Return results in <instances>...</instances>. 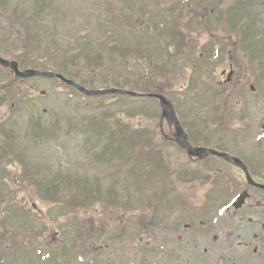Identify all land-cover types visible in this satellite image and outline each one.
<instances>
[{"label":"rangeland","instance_id":"obj_1","mask_svg":"<svg viewBox=\"0 0 264 264\" xmlns=\"http://www.w3.org/2000/svg\"><path fill=\"white\" fill-rule=\"evenodd\" d=\"M46 2L50 14L24 31L31 0H0V56L20 70H60L89 90L160 92L192 146L229 150L264 124V0ZM160 113L154 99L86 97L0 68V202L14 234L0 239L6 262L45 264L64 246L97 264H251L255 242L216 209L236 185L228 173L201 184L158 135Z\"/></svg>","mask_w":264,"mask_h":264},{"label":"flooded vegetation","instance_id":"obj_2","mask_svg":"<svg viewBox=\"0 0 264 264\" xmlns=\"http://www.w3.org/2000/svg\"><path fill=\"white\" fill-rule=\"evenodd\" d=\"M228 68L229 74H227L229 76L225 75V72L221 73L224 76L225 83L229 82L231 76L234 74L231 66ZM223 86L227 85L224 84ZM250 129L248 128L244 135L248 137L244 145H240L235 141L233 148L229 150L213 149L218 154H225L226 156L215 155L206 150L201 152L197 157H189L184 149H179L178 151L185 155L188 166L192 168L191 171L199 174L198 179H200L201 184L208 183L211 185L214 179L218 178V174H229L230 181L236 185V194H234V191H229L225 196L221 197L224 201L223 205H221L225 209L223 215L225 219L230 221L232 227L236 228L240 236H243V234L249 235L251 240L255 242L251 253L249 251V260L252 256L251 264H264V124H260L256 128L259 130L258 132H250ZM166 131L168 135H163V139L175 143L174 129L171 124L166 123ZM177 140L182 142V139ZM244 171L248 174L253 184L247 183ZM242 194L245 195L240 207H232L233 202ZM210 199H212V202L215 200V198ZM225 203L226 205L224 206ZM208 206L209 203L207 202V204L199 208L206 210ZM220 207L218 204L216 209ZM190 209L193 212L192 214L197 217V213L199 212L197 210L199 209L196 206L190 207ZM217 224L218 220L215 225ZM210 225L206 221L202 224V227L207 228L205 233L210 230ZM211 242H218V236H211ZM205 243L207 244V242ZM228 248H225V253L229 251ZM204 253H207L206 248L204 249Z\"/></svg>","mask_w":264,"mask_h":264},{"label":"trees","instance_id":"obj_3","mask_svg":"<svg viewBox=\"0 0 264 264\" xmlns=\"http://www.w3.org/2000/svg\"><path fill=\"white\" fill-rule=\"evenodd\" d=\"M50 11H51V5L48 4L46 2V0H31L29 12L25 15L26 19L22 18L21 21L17 22V23L20 24L19 25L20 29L23 28V30L25 31V30H27L29 25H32L29 22V20L34 21L35 19L46 17L45 15H49ZM83 41H85V40H83ZM124 51H126V50H124ZM97 60H98V58H97ZM59 72H60V70H59ZM1 148H2L3 152L6 151L3 146H1ZM89 199L90 198H88V194L85 195L83 201L80 202L81 203L80 205H83V203L88 204ZM91 199H93L92 196H91ZM1 208H2V206H1V202H0V215L2 214L1 215L2 217H0V230H1L0 239L2 240L3 238H5L7 240H10L14 237V234L7 233L5 231L6 229L3 225L4 224L3 223L4 222L3 211H4L5 207L3 208V211H1ZM3 244L1 246L3 250H2L1 255H0V264H8L5 260V258L2 257L3 251H5V248H7L8 246L6 244H4V245ZM22 245H18L19 249L25 248L28 251V255H30V252L32 250L36 251V249H37V248L34 249V247H31L32 244L31 245H23L24 247ZM66 248L67 247L62 246L60 248V250H55V251L51 252V254L50 253L47 254L45 264H97V263H94L93 260H91L89 262H82L83 259L81 256H85V254L76 253L75 255L74 254L70 255L71 250L66 249ZM149 253H150L149 250H148V252H146V250H145L144 253L143 252L142 253L136 252V257H137V255H139L141 258L145 259ZM68 256H70V257L68 258ZM36 257L38 258L39 256L34 253L33 257H32V262L34 261V259H36ZM70 258H72L73 262H72V260H70ZM11 260L13 261L12 258H11ZM66 260H70V261H66ZM118 260H119L118 258L115 259V261H112L111 264H129L128 259H125L124 261H120V260L118 261ZM130 260H131V258H129V261ZM59 261H63V262L61 263ZM99 264H101V263H99Z\"/></svg>","mask_w":264,"mask_h":264},{"label":"water","instance_id":"obj_4","mask_svg":"<svg viewBox=\"0 0 264 264\" xmlns=\"http://www.w3.org/2000/svg\"><path fill=\"white\" fill-rule=\"evenodd\" d=\"M0 65L6 68H9L16 77L21 78V79H25V78H32V77H43V78H55L58 79L60 81H62L63 83H65L66 85L75 88L77 91H79L80 93L86 95V96H100V95H108V94H119V95H127V96H131V97H147V98H155L159 101L160 107L162 109V117H166L167 119H170L173 124L175 125V130H176V134L177 135H181L182 134V130L172 112V108L170 106V104L160 95H155V94H145V95H139L133 92H129V91H125V90H119V89H108V90H101V91H90V90H86L80 86H78L77 84H75L72 81L66 80L64 79L61 75L59 74H55V73H51V72H40V71H34V70H24V71H20L18 69L17 63L15 62H8L6 60H3L0 58ZM167 109H170V112L167 113ZM183 148L188 149L187 147H185L184 145H182ZM199 149H196V151H198Z\"/></svg>","mask_w":264,"mask_h":264}]
</instances>
